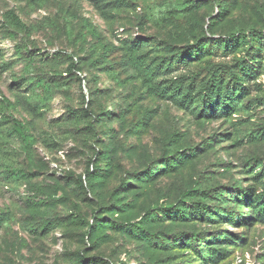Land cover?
Returning a JSON list of instances; mask_svg holds the SVG:
<instances>
[{"label":"rangeland","instance_id":"1","mask_svg":"<svg viewBox=\"0 0 264 264\" xmlns=\"http://www.w3.org/2000/svg\"><path fill=\"white\" fill-rule=\"evenodd\" d=\"M0 264H264V0H0Z\"/></svg>","mask_w":264,"mask_h":264},{"label":"trees","instance_id":"2","mask_svg":"<svg viewBox=\"0 0 264 264\" xmlns=\"http://www.w3.org/2000/svg\"><path fill=\"white\" fill-rule=\"evenodd\" d=\"M68 59L71 60V63L69 65V69H71V70L79 69V67L74 62V60H73L72 57H68ZM188 150H189V148L184 149L183 152H181L179 156H177L175 158H169L167 160V162L169 164H172V165H175V166L178 165L179 162L183 160V158H186V157L191 156V151L190 150L188 151ZM190 209H192V212L193 213H195L196 215H200L201 217L204 216V215H209L211 213V210L209 208V205L207 203L203 202V201L198 202L194 206H191ZM196 239H197V235L196 234H193L192 235V240H196Z\"/></svg>","mask_w":264,"mask_h":264}]
</instances>
